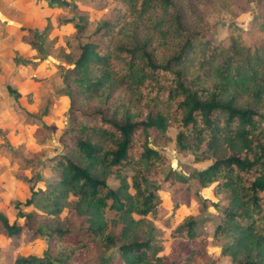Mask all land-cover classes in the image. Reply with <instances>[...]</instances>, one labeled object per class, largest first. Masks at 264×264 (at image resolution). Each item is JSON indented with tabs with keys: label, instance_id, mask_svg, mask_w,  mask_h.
<instances>
[{
	"label": "trees",
	"instance_id": "1",
	"mask_svg": "<svg viewBox=\"0 0 264 264\" xmlns=\"http://www.w3.org/2000/svg\"><path fill=\"white\" fill-rule=\"evenodd\" d=\"M46 1L50 7L69 5ZM115 1L125 15L101 18L93 32L111 34L110 44L81 42L75 66L64 77L75 111L77 92L103 86L110 98L118 82L129 102L121 117L98 108L93 113L98 124L81 123L77 137L67 134L66 154L56 157L50 180L39 169L21 176L30 184V197L15 204L13 223L0 211V233L17 243L24 233L31 234L26 241L46 236L48 243L43 255L18 257L16 264H202L208 259L209 252L193 244L204 237L195 232L198 221L191 214L174 228L179 239L167 253L159 254L153 243L155 224L148 217L158 215L161 199L152 177L164 173L168 158L149 140L160 144L174 125L180 152L212 160L193 175L224 201L220 207V201L205 200L220 208L214 239L228 238L221 255L232 264H264V15L254 16L253 31L263 40L255 45L235 35L217 41L209 27L189 25L182 0ZM87 22L85 14L62 21L79 34ZM118 29L120 36L112 40ZM109 177L118 185L111 186ZM39 182L45 186L37 187ZM194 195L199 197L198 191ZM71 196L72 212L65 219L61 213ZM28 206L33 209L22 210Z\"/></svg>",
	"mask_w": 264,
	"mask_h": 264
},
{
	"label": "rangeland",
	"instance_id": "2",
	"mask_svg": "<svg viewBox=\"0 0 264 264\" xmlns=\"http://www.w3.org/2000/svg\"><path fill=\"white\" fill-rule=\"evenodd\" d=\"M66 1L69 5L50 7L46 0H0V211L10 223L17 219L15 204L24 202L31 194L30 184L20 179L21 176L30 177L39 169L44 179L50 180L56 172V157L66 154L67 134L77 137L81 123L98 124V116L93 114L98 108L108 117H121L130 99L124 86L116 82L117 88L110 98L101 86L95 92H77L78 111L71 107L64 76L67 69L75 66L80 43L90 40L102 47L110 44L111 34L103 37L93 34L96 24L113 13L124 16L125 8L115 0ZM180 3L184 20L191 26L199 23L209 27L217 41L235 35L240 42L255 45L263 42L261 34L253 31L254 16L264 15V5L259 0H182ZM80 14L88 16L83 34L72 23H62L70 17L79 19ZM119 36L118 29L112 40ZM157 47L162 50L160 45ZM17 59L25 64L17 63ZM177 131L175 125L170 126L158 139L160 144L152 138L149 140L151 146L168 158L164 173L152 177L161 199L158 215L148 217L155 224L153 243L161 249L159 254L167 253L179 239L173 235L174 228L191 214L198 221L195 232L204 237L193 244L210 254L202 264H232L231 257L221 255L228 238L214 239L220 208L205 203L206 199L220 201L222 207L224 201L219 200L212 187L202 188L193 175L212 160H197L196 152H180L175 141ZM27 159L31 162H25ZM167 173L169 180L164 179ZM175 173L187 180L176 178ZM124 175L130 180L131 170L126 169ZM44 183L39 182L37 187H44ZM108 183L116 186L119 180L109 177ZM195 191L199 197L194 195ZM74 200L69 197L61 213L63 218L71 215ZM177 204L180 209H174ZM32 209L33 206L22 207L25 212ZM30 236L24 233L17 243L15 238L0 233V264H16L18 257L43 255L48 238L38 236L26 241L25 237Z\"/></svg>",
	"mask_w": 264,
	"mask_h": 264
}]
</instances>
